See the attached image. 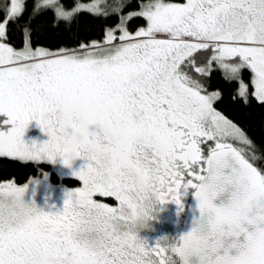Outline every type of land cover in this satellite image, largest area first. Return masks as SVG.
<instances>
[{
    "label": "snow or ice",
    "instance_id": "obj_1",
    "mask_svg": "<svg viewBox=\"0 0 264 264\" xmlns=\"http://www.w3.org/2000/svg\"><path fill=\"white\" fill-rule=\"evenodd\" d=\"M124 7L126 0H77L71 9L37 0L21 29L24 47L0 42V116L7 117L0 128L12 125L0 130V157L37 165L59 158L68 168L77 158L88 162L74 170L83 187L68 193L59 214L26 203L29 184H0V264H169L171 254L201 239L212 250L191 264H264V174L225 141L255 145L213 107L221 94L202 82L215 63L238 82L237 96L247 104L240 72L249 69L251 95L264 104V0H146L122 14ZM46 10L55 16L52 28L61 21L71 27L85 11L116 14L120 22L105 28L102 41L33 48L31 20ZM24 11L25 0H8L0 39ZM134 17L146 25L130 32ZM32 121L51 139L30 148L24 135ZM94 125L101 133L90 131ZM208 141L215 144L205 155ZM190 189L199 228L155 247L131 229L143 203L183 208ZM225 195L229 202L218 206Z\"/></svg>",
    "mask_w": 264,
    "mask_h": 264
},
{
    "label": "trees",
    "instance_id": "obj_2",
    "mask_svg": "<svg viewBox=\"0 0 264 264\" xmlns=\"http://www.w3.org/2000/svg\"><path fill=\"white\" fill-rule=\"evenodd\" d=\"M1 1V0H0ZM3 1V0H2ZM92 0H79L80 3L90 2ZM183 2L184 0H170ZM37 0H25V11L16 23L8 25L5 43L13 47H22L24 45V36L22 28L29 23V16ZM111 2V0H109ZM146 0H126V7L123 8L122 14L139 9L140 4ZM66 9H71L77 0H61ZM8 4V0L0 4V20L3 19V9ZM103 7V5H102ZM111 11L110 9L108 10ZM55 16L52 10L42 11L40 15L31 20L32 28V46L44 47L50 50L61 48L75 49L81 41H102L105 28H111L120 22V17L116 14H109L107 17L96 16L88 12H81L73 20L71 27H67L61 21L56 28H52V22ZM143 18H132L127 27L129 29L145 25ZM200 56V53L196 54ZM224 72L214 67L210 75L203 78L207 92L218 91L221 98L214 102L213 107L221 113L226 119L239 127L245 135L253 142L255 149L249 145L242 147V155L245 156L253 165H255L262 174H264V104L259 103L252 95L251 78L252 73L249 69H244L242 78L249 86L248 103L245 104L237 96L239 84L232 79H226ZM233 97H236L235 99ZM258 157L252 160V157ZM50 166L44 163L38 165L34 162H23L21 160L0 157V182L5 180H14L21 184L26 182L31 176H36L42 172H48ZM53 175V174H52ZM53 184H62L68 188H77L80 181L75 178H66L59 180L51 177ZM108 205H113V197L97 196Z\"/></svg>",
    "mask_w": 264,
    "mask_h": 264
},
{
    "label": "rangeland",
    "instance_id": "obj_3",
    "mask_svg": "<svg viewBox=\"0 0 264 264\" xmlns=\"http://www.w3.org/2000/svg\"><path fill=\"white\" fill-rule=\"evenodd\" d=\"M4 2H5V0H3V1L1 0L0 4L4 3ZM91 2H93V0L90 1V2L83 3V4H89ZM170 2L184 3L185 0L183 2H176V1H170ZM101 7H102V5H101ZM138 10L139 9L134 10V11H138ZM131 12H133V11H131ZM128 13H130V12H128ZM130 20L127 21V24H128V22ZM145 25L137 26V27L132 28V29L128 28V29H129L130 32H134L139 27H143ZM115 26H113V27H115ZM113 27H111V28H113ZM117 35H119V33H117ZM0 42L5 43L3 39H0ZM23 47H24V45L22 47H13V48L19 50V49H22ZM33 48H36V47H33ZM214 67H217V65L215 63H213V65H212V68H214ZM243 70L244 69H242L241 72H240L241 78H242ZM224 74L227 75V76H230L229 73H225L224 72ZM243 81H244V83L247 84V82L244 79H243ZM252 91H253V88H252ZM252 91H251V93H252ZM212 92H216V91H212ZM212 92H209V93H212ZM248 92H249V88H248ZM32 122H34V123L29 124L28 128L25 131V135H24V141L30 148L34 144L43 145L44 142L42 141L41 138H42L43 134L45 133L41 129V127L39 126V124L36 121H32ZM225 142L231 144L233 147H235L237 149H242V147L245 146L244 144L240 143V141L233 140L231 138H228ZM214 144H215V141H208L207 149L209 150V146H214ZM7 158H10V157H7ZM86 164L87 163L81 162L82 168H84L86 166ZM72 175H74V174H72ZM31 180L34 181V183L30 184L29 182ZM12 182H14L16 186H24L26 184H29V190L25 194V202L28 203V204H31V203L35 202L37 207L43 209L46 213H49V214L62 213L64 208H65V203H66V201L68 199V193L83 187V182L82 183L80 182V186L75 188V189L68 188V187H66L65 185H62V184H53L48 179V173L47 172H42V173H39L36 176H31L26 182L21 183V184L15 182L14 180L1 181L0 184H7V183H12ZM96 197L97 196H94L93 199L96 200L97 202L105 203L103 200H101L99 198H96ZM102 197H104V196H102ZM166 214H168V216L171 217L170 220L173 218L175 221H177V219L172 217L170 212H166ZM164 217H165V215H164ZM169 222L173 223L172 221H169ZM160 225H161V221H160ZM169 229L171 231H174L175 226H174V228H170L169 227ZM180 231H181V229H179L178 232L177 231H175L174 233L172 232L173 237L176 238L178 235H180ZM169 233H171V232L169 231V232H166L164 234L163 228L161 226H159V223L156 220H154V221H152L151 230L141 232L140 233V237H141V239L146 240L148 242L149 246L155 247L156 242L158 240L163 239L164 237H169L170 236ZM166 234H167V236H166Z\"/></svg>",
    "mask_w": 264,
    "mask_h": 264
},
{
    "label": "flooded vegetation",
    "instance_id": "obj_4",
    "mask_svg": "<svg viewBox=\"0 0 264 264\" xmlns=\"http://www.w3.org/2000/svg\"><path fill=\"white\" fill-rule=\"evenodd\" d=\"M32 123H34V122H31L30 124H32ZM11 127H12V125H8L6 128H8V130H10ZM2 131H4V130H2ZM90 131L95 132V133H101V130L99 129V127L95 126V125L90 126ZM41 139L44 143H47L50 141L51 138H50V136L46 135V133H44ZM207 143H204L201 145L205 155H207V153L209 151L207 149ZM81 162L88 163L87 161H85L83 159L77 158L76 160H74L72 162V167L68 168L62 164V162L59 160V158L57 159V161L55 163L44 162V164H47L50 166V169L47 172L48 173V179L51 180L52 179L51 177L58 178L59 180H64L66 178H75L82 183V181L79 178L72 175L74 170L79 171L82 169ZM41 163H43V162H41ZM189 178H191V177H185V179H189ZM194 191H195L194 189H190L187 192L182 193L181 203L183 205V208H181L180 205L175 204V203H169L166 205H157L156 206V215H157L156 221L159 223V226H161L163 228L164 234L166 232H169V231L171 232V233H169V235H170L169 239L174 238L172 232L173 233L175 231L178 232L179 229H182L185 213L187 211L189 201H190ZM95 196H100V195H95ZM109 206L117 207L118 201H115V203L113 205H109ZM166 212H170L172 217L177 219V221H175L173 218L170 220L171 217H169L168 214H166ZM164 215H165V217H164ZM168 220L172 221L173 223H170ZM160 221H161V225H160ZM174 226H175L174 231H171L169 229V227L174 228ZM166 236H167V234H166ZM176 238L178 239L179 235Z\"/></svg>",
    "mask_w": 264,
    "mask_h": 264
},
{
    "label": "clouds",
    "instance_id": "obj_5",
    "mask_svg": "<svg viewBox=\"0 0 264 264\" xmlns=\"http://www.w3.org/2000/svg\"><path fill=\"white\" fill-rule=\"evenodd\" d=\"M216 183L219 184L220 182L217 181ZM208 191L209 194L211 195L215 191V187L213 185H210ZM156 219H157L156 206H153L150 203L145 202L138 209V215L133 219V221L130 224V227L134 232L140 235L141 232L151 230L152 221ZM194 227L199 228L200 226L194 223L191 231L193 230ZM164 238H166V241L176 239V238L169 239V237H164ZM178 246H182V245L169 243L170 248H174ZM211 250H212V246L206 240L201 239L199 243H194L190 245L188 248H186L182 255L180 253L171 254L168 258L169 264H191L193 257L203 258Z\"/></svg>",
    "mask_w": 264,
    "mask_h": 264
},
{
    "label": "water",
    "instance_id": "obj_6",
    "mask_svg": "<svg viewBox=\"0 0 264 264\" xmlns=\"http://www.w3.org/2000/svg\"><path fill=\"white\" fill-rule=\"evenodd\" d=\"M7 119V117L4 116H0V121H3ZM0 130H4V131H8V128H0ZM250 162V161H249ZM251 163V162H250ZM254 167H256L255 165H253ZM257 168V167H256ZM258 169V168H257ZM259 170V169H258ZM231 169H226L225 172L230 173ZM229 202L227 195L222 196L219 200L216 201V203L218 204V206L223 203V204H227ZM200 217V212H199V202L196 200L195 198V191L193 193L192 199L189 203V207L184 219V227L181 233L182 235H185L187 233H189L194 225V222ZM251 230V229H250ZM241 242H243V237L240 238ZM233 255H236V250L232 251Z\"/></svg>",
    "mask_w": 264,
    "mask_h": 264
}]
</instances>
